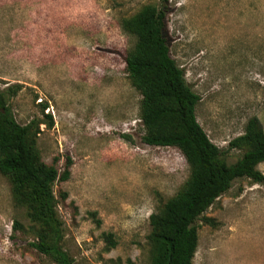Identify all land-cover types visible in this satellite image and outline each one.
<instances>
[{"label": "rangeland", "instance_id": "obj_1", "mask_svg": "<svg viewBox=\"0 0 264 264\" xmlns=\"http://www.w3.org/2000/svg\"><path fill=\"white\" fill-rule=\"evenodd\" d=\"M159 0H0V89L56 182L60 247L71 264H151L149 217L185 184L179 149L143 143L141 95L125 71L135 38L121 26ZM169 54L199 95L198 124L228 148L255 116L264 130V0H168ZM17 87V92L16 91ZM48 116L50 118H48ZM264 175V163L256 166ZM204 219H209L206 222ZM193 264H264V184L237 179L196 221ZM44 229L0 173V264H54L31 243Z\"/></svg>", "mask_w": 264, "mask_h": 264}, {"label": "trees", "instance_id": "obj_2", "mask_svg": "<svg viewBox=\"0 0 264 264\" xmlns=\"http://www.w3.org/2000/svg\"><path fill=\"white\" fill-rule=\"evenodd\" d=\"M159 1L160 7L147 6L121 22L122 29L135 38L125 57V71L141 95L140 120L146 130L143 143L179 149L190 170L183 187L166 201L160 213L149 217L154 248L151 264H193L198 244L196 221L235 180L264 184V175L256 170L264 163V130L259 119L251 117L243 134L228 145L244 149L241 158L233 165L220 158L222 150L196 120L200 97L169 54L165 37L168 0ZM12 88L0 89V173L9 179L14 199L28 206L31 221L44 229L31 246L54 264H71L59 245L62 224L53 193L56 182L69 179L71 162L67 159L60 171L38 161L28 143L30 126L18 125L6 104L5 92Z\"/></svg>", "mask_w": 264, "mask_h": 264}]
</instances>
